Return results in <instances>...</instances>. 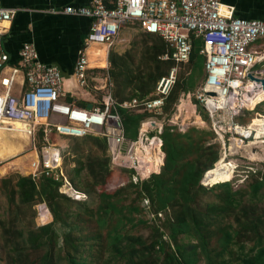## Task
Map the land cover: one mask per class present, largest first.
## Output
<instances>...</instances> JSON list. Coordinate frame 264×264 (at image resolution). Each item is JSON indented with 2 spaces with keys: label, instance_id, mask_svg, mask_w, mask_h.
<instances>
[{
  "label": "trees",
  "instance_id": "1",
  "mask_svg": "<svg viewBox=\"0 0 264 264\" xmlns=\"http://www.w3.org/2000/svg\"><path fill=\"white\" fill-rule=\"evenodd\" d=\"M167 51L165 41L148 32L134 36L123 53L109 51L111 90L128 139L137 138L141 123L152 114L121 104L153 92L172 65L160 58ZM205 58L202 41L194 40L189 62L178 72L162 114L156 115L165 119L158 134L164 153L158 173L134 181L133 170L111 167L106 140L87 134L61 137L66 147L58 176L0 177V264H264V162L244 187L236 188L230 182L231 165L230 173L223 161L217 170L220 144L212 129L189 126L179 131L167 123L180 96L203 83ZM67 100L73 102L72 97ZM180 101L173 115L178 124ZM194 103L209 123L207 112L196 99ZM261 105L264 101L235 121L264 118ZM36 137L40 149L42 129ZM48 137L58 146L53 131ZM214 171L218 182L203 185L201 180ZM65 179L84 196L75 199L61 192ZM41 202L52 220L30 227L23 208ZM56 224L68 230L60 236Z\"/></svg>",
  "mask_w": 264,
  "mask_h": 264
},
{
  "label": "built area",
  "instance_id": "2",
  "mask_svg": "<svg viewBox=\"0 0 264 264\" xmlns=\"http://www.w3.org/2000/svg\"><path fill=\"white\" fill-rule=\"evenodd\" d=\"M50 10L91 19L84 48L74 66V77L77 86L85 89L86 96H91V93L97 95L98 90H102V93L101 99L95 101L86 96L79 97L91 102L89 107L77 105L75 99L69 102L59 68L39 61L33 43H23L18 63L10 64L3 39L10 29L16 9L4 7L0 3V129L10 131L11 122H18L33 139L42 129L45 143L36 149L37 156L30 163L28 174L32 177L43 173L62 174V158L48 137L52 131L57 139L87 134L104 138L111 167L133 170L134 181L158 173L164 158L162 141L158 136L163 123H159L156 115L162 114L165 99L181 67L189 62L196 39L203 43L205 78L192 94L207 112L208 128L216 135L214 142L220 144L219 160L232 166L233 177L239 166L232 160L234 157L264 162V132L257 136V130L251 127L253 119L247 124L235 121L244 110H253L248 108L251 103L256 102V107L264 101V98L260 99L264 91L261 82L264 78V18L236 17L234 8L220 0H89L87 5H67L62 9ZM126 25H135L142 32L159 35L170 50L160 58L172 62L167 74L158 79L148 97L121 104L152 114L141 123L135 140L124 136L123 123L110 89L112 83L108 71L105 72L103 85L93 83L98 76L94 67L89 65L86 50L92 44H103L106 58L120 29ZM173 115L174 112L167 119L169 125L177 126L179 131L191 126L174 122ZM154 139L159 141L157 149L162 156L159 163L145 156L146 147ZM245 147L262 157L243 155ZM147 165H151L148 170L145 169ZM245 168L249 173L258 170L252 165ZM201 183L211 186L205 184L203 179ZM59 190L75 199L84 196L66 179Z\"/></svg>",
  "mask_w": 264,
  "mask_h": 264
},
{
  "label": "crops",
  "instance_id": "3",
  "mask_svg": "<svg viewBox=\"0 0 264 264\" xmlns=\"http://www.w3.org/2000/svg\"><path fill=\"white\" fill-rule=\"evenodd\" d=\"M223 4L234 8L236 17L245 19L264 18V0H220ZM2 6L16 9L10 29L4 35L3 45L9 55L10 64H17L19 50L23 43H33L36 47L39 61L47 65H55L60 73L70 83L65 90L68 96L78 101L86 96L85 89L77 86L74 77V66L84 48V39L89 31L91 19L62 12H52L50 9H62L67 5H87L89 0H0ZM135 25H126L120 29L119 35L113 46L117 53H123L128 47L131 38L123 35L129 30L135 31ZM94 46V47H93ZM100 46V47H99ZM93 48L106 49L103 44H92L87 50L89 65L107 70L108 56L105 58L107 65L97 67L99 56L92 53ZM94 63V65H93ZM64 82V80H63ZM78 97V98H76ZM24 142V141H23ZM34 158L36 150L34 149ZM49 213V211H47ZM50 214V213H49ZM51 215V214H50ZM52 217V216H51Z\"/></svg>",
  "mask_w": 264,
  "mask_h": 264
},
{
  "label": "rangeland",
  "instance_id": "4",
  "mask_svg": "<svg viewBox=\"0 0 264 264\" xmlns=\"http://www.w3.org/2000/svg\"><path fill=\"white\" fill-rule=\"evenodd\" d=\"M136 29L138 30L139 28L136 27ZM141 32H142V30H140V29L136 33L133 30H129L128 32L123 33V35L128 37V38H131L133 35L136 36L137 34H139ZM129 48H130V43H129L128 47L123 48V49H125L124 52L126 50H128ZM116 49H117L116 46H112L110 48V51L112 50V51L117 52ZM108 66H109V63H108ZM262 67H264V65ZM95 72L97 73L98 79L93 81V83L96 85H103V83H104L103 78H105L104 76H105L106 70L104 68L103 69L95 68ZM63 80H64L63 88L65 90L69 89L70 83L68 81H65V79H63ZM110 83H112V85H113L112 80H110ZM96 92L98 93L97 95H95V93H91L92 94L91 96H86V97L91 98L92 101L101 99L102 90H98ZM180 98H181L180 105L182 106V108H181L182 111H181V113L178 111L177 116L179 118L180 117H182V118H181V122L179 124L180 125L189 124L191 126H195V127H199V128H203V129H209L208 128V126H209L208 121L202 119V117L197 112V108H196V105L194 103V99H196L195 96L193 94H189V95H183ZM177 106L179 107V100L175 106L174 113L177 111ZM259 108H260L259 109L260 112H264V106L263 105L259 106ZM245 115H246V113H245ZM197 116H199L200 120H198ZM157 120L159 121V123H161V122L164 123V121H165L164 117H160V118L158 117ZM238 123L241 124L240 122H238ZM5 131H7V132H5L4 134L7 133V135H8L10 133L8 130H5ZM2 134L3 133H1V135ZM26 135L28 136V141H27V143L22 141L23 143H26V144H24L23 151L18 155L21 157V159L18 160L17 166H12L11 163H9V162L13 161L14 159H11V160L9 159L7 161H0V166H2V165L8 166L7 171L5 173H3V174L0 173V177H6L9 175H12L13 173H20L22 175H28V173L30 172V163L35 159L33 152H34V149L35 150L37 149L39 139L36 136L33 139L32 136H30L28 134H26ZM10 140H12L13 142L19 141L18 138H10ZM57 140H58L57 141L58 146H56L55 148H57V150L61 156L62 150L65 149V147H66V143L63 142L62 138H59ZM107 154H108V151H107ZM36 156H37V153H36ZM231 159L232 158H230V160ZM232 160L239 164V166L236 167L237 169H236L235 176L230 181L232 183V185H234V187H236V188L244 187L246 181H241V179H244L243 177H245L246 175H248V176L250 175V173L247 172V169L245 168V166L252 165L255 168H258V169L261 168L262 169V166H261L262 162L260 163L259 161L251 162L249 160H246L245 158L240 159L239 157H234ZM218 174H219L218 171H214V173L212 175H209V173H207L205 175L204 182L209 183L210 185L218 182L217 178H216L217 177L216 175H218ZM203 199L207 200L208 198L206 196ZM44 209H48L44 202L34 203L32 206L24 207L23 210L25 212L24 218H25L26 224L30 227H33L36 225H40V224L50 222L52 220V217L50 220L47 221L45 219L46 218L45 213L47 211H43ZM55 228L58 231V233L60 234V236H62V234L68 230V227L63 225V224H56ZM199 264H203V262H200Z\"/></svg>",
  "mask_w": 264,
  "mask_h": 264
},
{
  "label": "bare ground",
  "instance_id": "5",
  "mask_svg": "<svg viewBox=\"0 0 264 264\" xmlns=\"http://www.w3.org/2000/svg\"><path fill=\"white\" fill-rule=\"evenodd\" d=\"M93 47H92V53H93L94 57L99 56L98 59H100L99 61H96L97 67L98 66H100V67L106 66L107 61H106L105 56H104L105 55V49H102L104 47H101V48H93ZM93 65H94V63H93ZM263 98H264V91L262 92V94L260 96V99H263ZM255 103L256 102L251 103L248 106V108L254 109ZM197 118H198V120H200L199 116H197ZM11 124L13 126L11 127V129H9L10 133L8 135H7V133L4 134L7 131L0 129V161H7L9 159L10 160L14 159L13 161H11V162L8 161V162L11 163L12 166H17L18 160L21 159V157L18 155L23 151L24 144H26L28 141V136L24 132V127L21 123L11 122ZM251 127H255V129L257 130V133H256L257 136L260 135L261 133H263L264 132V118H256V119L252 120ZM1 133H3V134L1 135ZM10 138H18L19 141L13 142L12 140H10ZM22 141H24L26 143H23ZM158 146H159L158 139H154L151 141L149 146H147L145 149L146 150L145 156L147 159H149L150 161H152V159L156 160V162H158V163L160 161H162V156H160L158 154V149H157ZM151 154L153 155V157H151ZM242 154L243 155H249L252 158H260L261 157L259 154L251 153V150L248 147H245L242 150ZM222 161L223 160L219 161V165L217 166V170L222 169ZM150 167H151V165H147L145 169L148 170ZM155 167H156V169H158V165H156ZM226 167L228 169V172L230 173L229 164H226ZM7 168H8V166H6V165L0 166V173L1 174L5 173L7 171ZM205 184H208V183H205ZM43 211H49V210L44 209ZM45 215H46L45 219L47 221L51 219V215L48 212H46Z\"/></svg>",
  "mask_w": 264,
  "mask_h": 264
},
{
  "label": "water",
  "instance_id": "6",
  "mask_svg": "<svg viewBox=\"0 0 264 264\" xmlns=\"http://www.w3.org/2000/svg\"><path fill=\"white\" fill-rule=\"evenodd\" d=\"M250 78L255 79L253 76H250ZM261 82H262V86H263V88H264V78L261 79ZM209 94H210V95H215L214 92H209Z\"/></svg>",
  "mask_w": 264,
  "mask_h": 264
}]
</instances>
